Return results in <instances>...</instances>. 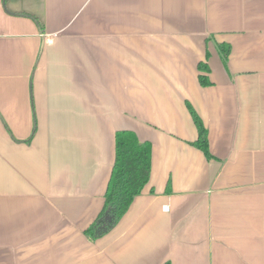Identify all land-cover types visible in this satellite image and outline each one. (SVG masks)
Instances as JSON below:
<instances>
[{
	"label": "crops",
	"instance_id": "obj_1",
	"mask_svg": "<svg viewBox=\"0 0 264 264\" xmlns=\"http://www.w3.org/2000/svg\"><path fill=\"white\" fill-rule=\"evenodd\" d=\"M123 129L151 176L92 241ZM168 262L264 264V0H0V264Z\"/></svg>",
	"mask_w": 264,
	"mask_h": 264
},
{
	"label": "trees",
	"instance_id": "obj_2",
	"mask_svg": "<svg viewBox=\"0 0 264 264\" xmlns=\"http://www.w3.org/2000/svg\"><path fill=\"white\" fill-rule=\"evenodd\" d=\"M218 46L223 59L228 60L229 45L225 46L222 43ZM199 70L201 71L199 75L201 85L209 86L213 84L208 75V72H210L208 63L201 61ZM187 106L199 132V137L194 145L202 149L210 158L212 154L209 149L208 129L189 101H187ZM115 151V162L105 193L104 206L97 218L85 230V234L92 241L105 235L117 225L135 198L141 194L151 176V142L141 141L134 131L118 130L116 132Z\"/></svg>",
	"mask_w": 264,
	"mask_h": 264
}]
</instances>
